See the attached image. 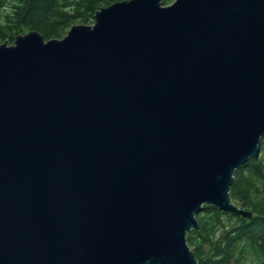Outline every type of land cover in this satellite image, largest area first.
<instances>
[{"label":"water","instance_id":"1","mask_svg":"<svg viewBox=\"0 0 264 264\" xmlns=\"http://www.w3.org/2000/svg\"><path fill=\"white\" fill-rule=\"evenodd\" d=\"M264 137V0H120L0 44V264H197Z\"/></svg>","mask_w":264,"mask_h":264},{"label":"trees","instance_id":"2","mask_svg":"<svg viewBox=\"0 0 264 264\" xmlns=\"http://www.w3.org/2000/svg\"><path fill=\"white\" fill-rule=\"evenodd\" d=\"M116 1L0 0V44L14 43L16 35L31 30L47 40L62 38L74 24H91L98 9ZM260 148L235 171L230 190L232 201L252 215L205 205L196 214L199 229L187 233L197 264H264V137Z\"/></svg>","mask_w":264,"mask_h":264},{"label":"rangeland","instance_id":"3","mask_svg":"<svg viewBox=\"0 0 264 264\" xmlns=\"http://www.w3.org/2000/svg\"><path fill=\"white\" fill-rule=\"evenodd\" d=\"M174 0H170V2L168 3V4H171L172 2H173ZM167 5V4H166ZM94 23V21L91 23V24H93ZM70 29V28H69ZM69 29H67L66 31H65V35L68 33V31H69ZM26 32H28V31H26ZM25 33V32H24ZM21 34V33H20ZM64 37V36H63ZM8 42V41H7ZM8 44H12V43H9L8 42ZM235 203V202H234Z\"/></svg>","mask_w":264,"mask_h":264}]
</instances>
